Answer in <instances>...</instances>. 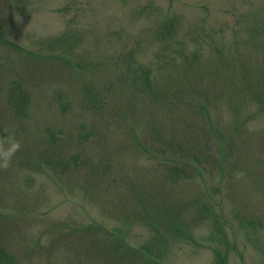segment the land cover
Wrapping results in <instances>:
<instances>
[{
	"label": "rangeland",
	"instance_id": "1",
	"mask_svg": "<svg viewBox=\"0 0 264 264\" xmlns=\"http://www.w3.org/2000/svg\"><path fill=\"white\" fill-rule=\"evenodd\" d=\"M9 137L14 264H264V0H0Z\"/></svg>",
	"mask_w": 264,
	"mask_h": 264
},
{
	"label": "trees",
	"instance_id": "2",
	"mask_svg": "<svg viewBox=\"0 0 264 264\" xmlns=\"http://www.w3.org/2000/svg\"><path fill=\"white\" fill-rule=\"evenodd\" d=\"M173 29H175V27H174V25H173V18L172 17H168V18H166L165 20H164V22L162 23V26H161V28H160V30H159V32H158V34H160L161 36H166V35H171V33L173 32ZM141 78H143V77H141ZM154 78V77H153ZM149 77H147V75L145 74V76H144V78L142 79L143 81H141L142 82V84H146L145 85V87H148L150 90V92L151 91H153V90H151L152 89V87H153V85L151 84V82L149 81ZM154 91H155V89H154ZM11 93H12V97H11V103H14V109H15V112L17 113V115L18 116H20V115H24V113L26 112V110H27V104H28V100H27V98L25 97V95L22 93V92H17L16 93V90H15V88H11ZM15 113V114H16ZM4 136V135H3ZM50 139H51V141H53L54 140V137H53V135L51 134L50 136ZM177 150L178 151H180L181 150V148L180 147H177ZM187 152V151H186ZM193 152H194V154H190L189 152H187V155L192 159V160H195L197 163H199L200 161H199V158L197 157V155L199 154V152H202V151H200V149L199 150H197L196 148H194V150H193ZM198 153V154H197ZM79 159L77 158V157H74L73 158V161H75V162H77V163H79V161H78ZM90 163V162H89ZM49 164H51V166H53V167H63L65 164H66V162H60V163H54V164H52L51 162H49ZM80 164V163H79ZM73 165V167L74 168H76L77 166L76 165H74V164H72ZM90 165V164H89ZM68 167V166H67ZM68 169H70V167L68 168ZM163 172H164V174L165 175H167V177H169V178H171V177H173V178H175L176 176H178L179 174H184V176L185 177H188L189 176V171H187V170H185V166H181V167H179V166H177V165H171V166H168L166 169H165V171L163 170ZM152 200H153V198H151ZM148 215H151L150 213H148ZM158 218H163V217H161L160 215L158 216ZM142 219H144L143 221H144V223L147 225V226H150L153 222H154V220H152V221H146V218H142ZM179 230H182V229H179ZM174 233H176V231L174 232ZM111 234V233H110ZM156 234V236L150 241H147L146 242V244H143L142 246H140L139 248H138V250H137V252L138 253H145L146 254V260L148 261V262H150V264H157V261H156V258H158V254H157V252H155V251H153V243H155V241L157 240V237H159L158 236V234L157 233H155ZM177 234V233H176ZM178 235V234H177ZM109 237H111V241H116L117 242V244L115 243L114 244V247L115 248H117V250L119 251V249L120 248H123L121 245H120V242L119 241H117L116 239H119L118 237H119V233H116L115 235H113L112 236V234L111 235H109ZM113 237H115V238H113ZM161 242H162V240H161ZM157 245V244H156ZM113 246V245H112ZM158 246V245H157ZM120 247V248H119ZM156 249H158V247L156 248ZM124 253H128V251H123ZM133 256V255H132ZM149 256H152V262L151 261H149L148 260V257ZM155 260H154V259ZM145 263V262H144ZM0 264H14V262H13V258H12V256H10L5 250H3L1 247H0Z\"/></svg>",
	"mask_w": 264,
	"mask_h": 264
},
{
	"label": "clouds",
	"instance_id": "3",
	"mask_svg": "<svg viewBox=\"0 0 264 264\" xmlns=\"http://www.w3.org/2000/svg\"><path fill=\"white\" fill-rule=\"evenodd\" d=\"M18 148L19 143L15 141L14 137H9L4 142V147L0 149V156L3 157L5 165H7V163L11 161L13 155L15 154Z\"/></svg>",
	"mask_w": 264,
	"mask_h": 264
}]
</instances>
